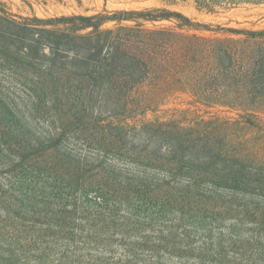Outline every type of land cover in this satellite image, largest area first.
I'll use <instances>...</instances> for the list:
<instances>
[{
  "label": "rangeland",
  "instance_id": "obj_1",
  "mask_svg": "<svg viewBox=\"0 0 264 264\" xmlns=\"http://www.w3.org/2000/svg\"><path fill=\"white\" fill-rule=\"evenodd\" d=\"M0 3L16 21L160 10L191 25L177 28L181 22L172 19L105 27L139 24L221 40L242 38L229 29L264 30V0ZM15 77L0 63V105L12 113L5 119L11 149L0 146V264H264V199L205 182H197L198 194L210 200L178 199L173 188L183 182L174 166L147 156V134L137 131L157 123L207 126L215 152L264 170L263 97L243 112L175 93L126 119L122 109L30 103Z\"/></svg>",
  "mask_w": 264,
  "mask_h": 264
},
{
  "label": "trees",
  "instance_id": "obj_2",
  "mask_svg": "<svg viewBox=\"0 0 264 264\" xmlns=\"http://www.w3.org/2000/svg\"><path fill=\"white\" fill-rule=\"evenodd\" d=\"M172 19L181 22L177 28L191 25L179 13L160 10L16 21L0 3V63L25 85L30 103L122 109L126 119L175 93H189L195 103L208 107L243 112L258 96L264 98V30L229 29L242 38L221 40L139 24L105 27ZM8 107L0 105V146L6 152L12 135L5 121L12 116ZM144 126L137 131L147 134L145 154L174 166V175L183 182L173 188L178 199L210 200L198 194L197 182L264 199V170L246 169L238 157L215 152L209 138L214 129Z\"/></svg>",
  "mask_w": 264,
  "mask_h": 264
}]
</instances>
